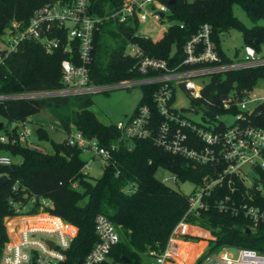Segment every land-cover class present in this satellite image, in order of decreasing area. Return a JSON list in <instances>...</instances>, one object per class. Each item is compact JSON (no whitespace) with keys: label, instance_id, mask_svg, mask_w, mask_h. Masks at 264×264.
<instances>
[{"label":"trees","instance_id":"trees-1","mask_svg":"<svg viewBox=\"0 0 264 264\" xmlns=\"http://www.w3.org/2000/svg\"><path fill=\"white\" fill-rule=\"evenodd\" d=\"M45 1L0 0V34L10 19L25 23L31 11ZM121 1L90 0L89 12L103 14L119 7ZM156 1L166 6L164 18L169 23L155 41L136 34L134 20L114 24V29H102L108 21L98 26L91 40L88 82L106 84L140 76L134 68V58L124 54L127 41L135 43L146 56L164 60L168 67L178 65L183 57L184 42L201 23L209 25L210 38L221 62H230L238 56V50L227 56L220 47V36L230 29L240 33L242 46L250 45L256 52L263 48L264 53V25L257 23L264 19V0H172L170 5L167 4L169 0ZM233 5L243 11L249 26L233 15ZM74 52H63L60 47L45 52L37 42H20L0 62V94L61 88L59 62L67 58L76 63ZM194 66L197 65L181 64L178 69ZM257 83H264V65L215 73L208 77L200 98L194 102L203 104L206 112L213 115L221 112L219 99L222 96L231 91L250 90ZM156 86L157 83H148L139 87L140 96L133 112L137 106L145 104L151 110L152 118L157 119L151 101ZM67 103V97L0 102V116L5 120L0 129L7 136L5 142H0V154L17 158L7 165L0 164V174L7 178L0 186V249L6 239L3 217L12 214L8 200L23 201L34 196L49 199L51 204L46 211L75 228L63 251L64 264L80 262L95 243L93 219L96 214L104 215L118 235L117 242L100 264H143L141 255H146L149 249L159 250L164 246L170 230L187 207L186 194L158 181L155 171L164 168L174 173L180 182L198 183L205 168L191 169L183 158L165 152L149 139L118 141L119 131L114 122H100L88 108L91 100L84 96L69 120H59L62 132L66 134L72 125L84 138H93L101 146L117 143V147L110 151L107 164L102 166L100 177L90 182L80 170L84 164L80 149L67 144L65 137L53 141L44 125L34 123L36 140L48 142L49 152L29 147L17 137L20 123L27 121L30 115L44 106L59 107ZM260 178L261 192L255 193L252 203L264 207V172L260 173ZM128 183L133 185L132 190L123 192ZM223 192L225 189L219 190L218 194ZM188 221L208 232V237L194 239L206 240L209 252L230 246L264 253V228L261 225L246 233L245 229L250 227L247 219L239 214L218 211L211 201L206 210ZM201 258H197L194 264H198Z\"/></svg>","mask_w":264,"mask_h":264},{"label":"built area","instance_id":"built-area-1","mask_svg":"<svg viewBox=\"0 0 264 264\" xmlns=\"http://www.w3.org/2000/svg\"><path fill=\"white\" fill-rule=\"evenodd\" d=\"M89 7L90 0H47L31 11L25 23L14 18L8 21L0 34V44L3 45L0 46V62L20 42L33 41L39 43L45 52L59 47L66 53L74 50L76 63L67 58L60 60L61 88L0 94V102L86 95L157 83L151 93L157 119L152 118V112L145 104L137 106L127 118L114 122L119 131L117 140L149 139L165 152L183 158L191 169L204 167L205 173L198 183L185 180L192 186L186 194L187 207L170 230L164 246L146 252L148 264H194L199 257L202 258L198 264H264V253L245 247L222 246L211 252L206 249L199 252L201 254L190 256L191 262L178 257L180 242L189 238L190 230L209 236L206 230L189 223L188 218L206 210L210 201L218 211L239 214L247 219L249 231L258 225L264 228V207L252 203L255 193L261 192L260 173L264 172V83L259 91L254 86L250 90L231 91L222 96L219 99L221 112L213 115L202 108L203 104L194 102L200 98L201 89L207 82L197 83V78L205 76L208 79L215 73L262 66L264 53L244 45L237 57L230 62H221L210 38L209 25L201 23L184 42L183 57L178 65L168 67L164 60L146 56L135 43L127 41L124 54L134 58V68L140 76L92 84L88 82L87 65L92 35L98 26L103 21L120 24L128 20H134L137 25L148 17L157 22L163 32L165 28L160 22L165 20L167 8L156 0H122L116 9L97 15L90 13ZM181 64L197 66L178 69ZM152 72L156 73L150 74ZM176 86L189 97L187 106L174 105ZM27 135L28 129L20 123L17 130L19 140L39 149L26 140ZM65 138L67 144L80 149V154H89L80 169L83 174H86L91 158L95 157L103 166L109 160L110 151L117 147V143L104 147L93 138H84L72 125H69ZM6 140L7 136L1 133L0 142ZM10 162V156L0 154V164ZM159 169L167 174L158 178L161 183L180 182L174 173ZM132 186L128 183L122 191L130 192ZM221 189L225 192L218 194ZM7 203L12 214L5 216L8 228L0 249V264H64L63 251L75 228L46 211L51 201L29 196L23 201L9 199ZM93 230L95 243L75 264H100L118 240L114 226L102 214L94 216Z\"/></svg>","mask_w":264,"mask_h":264},{"label":"rangeland","instance_id":"rangeland-1","mask_svg":"<svg viewBox=\"0 0 264 264\" xmlns=\"http://www.w3.org/2000/svg\"><path fill=\"white\" fill-rule=\"evenodd\" d=\"M190 1V0H189ZM233 15L241 21L244 25L249 26L250 22L244 15L243 11L237 6H232ZM163 27L165 28L168 25V21L163 20ZM258 24L264 25V19L258 20ZM114 29L115 25L113 22H106L103 24L102 29ZM135 33L147 37L151 40H155L160 37L162 30L158 28V23L154 22L150 18H146L145 20L137 23L135 28ZM2 39V37L0 38ZM0 46H3L0 44ZM220 47L222 51L227 55L231 56L234 50H238V54L241 53V37L240 33L234 29H230L227 32L223 33L220 36ZM263 48H261V51ZM207 81V77L202 76L197 78L195 82L204 83ZM262 83H257L255 90L259 91ZM88 97L91 100V105L88 108L93 112L95 117L102 123L108 122H116L118 120H122L127 118L136 106V103L140 96V89L138 85H133L130 88H115L109 89L105 92H89L86 95H68V103L64 105H60L59 107L44 106L42 107L33 117V119L41 120V125H44L48 136L53 141H60L65 137V134L61 130V126L57 129L55 126L59 124L60 119L69 120L72 116V111L76 109L79 100L82 97ZM189 97L187 94L179 87L174 88V105H183L187 106L189 103ZM0 122L2 125H5V120L0 116ZM24 126L28 129V135L26 137L27 141L35 144L39 149L49 152L50 146L46 141H38L35 138L33 130L35 128L34 123L31 121H25ZM2 130L0 129V134ZM24 141L22 140V143ZM81 157L84 160H88L89 154L86 152L81 153ZM12 161H16V157H11ZM102 171V165L98 162V160L94 157L89 160L88 168L86 169V178L92 182L98 177H100ZM166 172L157 169L154 173L156 179L165 177ZM171 189L176 192L187 194L191 189V184L188 181L177 182L176 184L169 183L167 184ZM3 225L4 229L8 228V220L3 217ZM201 232L197 230H190L189 238L185 239V242H180V250L178 252L179 259H185L188 262H191L190 256H195L201 254L199 252L205 251L207 249V242L204 239H194L195 237H206L207 235H200ZM197 258V257H196ZM141 260L143 264L149 263V258L145 255H141ZM113 264V263H109ZM114 264H122V263H114Z\"/></svg>","mask_w":264,"mask_h":264},{"label":"water","instance_id":"water-1","mask_svg":"<svg viewBox=\"0 0 264 264\" xmlns=\"http://www.w3.org/2000/svg\"><path fill=\"white\" fill-rule=\"evenodd\" d=\"M171 3H172V0H169V1L167 2L168 5H170ZM254 43H257V41H254ZM201 107H202V106H201ZM202 108H203V107H202ZM0 126H1V122H0ZM6 181H7L6 176H5V175H1V176H0V186H1L2 184H4ZM245 232L248 233L249 230H248V229H245ZM122 260H123L124 262H126V259H125V258H122Z\"/></svg>","mask_w":264,"mask_h":264},{"label":"crops","instance_id":"crops-1","mask_svg":"<svg viewBox=\"0 0 264 264\" xmlns=\"http://www.w3.org/2000/svg\"><path fill=\"white\" fill-rule=\"evenodd\" d=\"M160 36H161V35H160ZM157 39H158V38H157ZM157 39H155V40H157ZM155 40H152V41H155ZM35 114H36V113H35ZM35 114L30 115V116L27 118V121H31L32 123H40V122H42L41 120L33 119V117H34ZM59 126H60V124H57L55 127H56L57 129H59Z\"/></svg>","mask_w":264,"mask_h":264}]
</instances>
